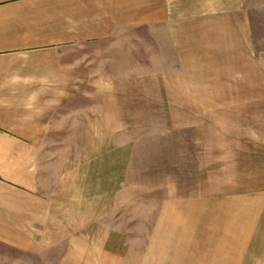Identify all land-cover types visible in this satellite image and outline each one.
<instances>
[{
  "label": "rangeland",
  "instance_id": "374dc122",
  "mask_svg": "<svg viewBox=\"0 0 264 264\" xmlns=\"http://www.w3.org/2000/svg\"><path fill=\"white\" fill-rule=\"evenodd\" d=\"M252 29L264 49V22ZM129 40L136 61L151 48L153 68L105 71L120 116L89 110L87 134L78 115L64 129L68 110L55 113L40 150L41 194L55 203L34 231L40 251L0 245V264H264V85L254 69L243 77L238 54L164 70L157 41ZM106 45L89 58L106 61Z\"/></svg>",
  "mask_w": 264,
  "mask_h": 264
},
{
  "label": "crops",
  "instance_id": "0c3cea01",
  "mask_svg": "<svg viewBox=\"0 0 264 264\" xmlns=\"http://www.w3.org/2000/svg\"><path fill=\"white\" fill-rule=\"evenodd\" d=\"M263 22L264 0H0V245L39 253L34 231L55 204L41 194L40 150L62 124L55 113L68 110L64 129L78 115L85 134L89 110L120 116L105 71L154 62L151 48L136 61L129 38L157 41L164 70L204 69L217 53L238 54L243 77L254 69L255 85H264V49L250 45L253 25ZM108 43L106 61L89 58V46Z\"/></svg>",
  "mask_w": 264,
  "mask_h": 264
}]
</instances>
